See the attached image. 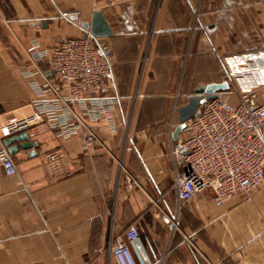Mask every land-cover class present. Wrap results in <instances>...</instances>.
<instances>
[{
  "label": "crops",
  "instance_id": "obj_1",
  "mask_svg": "<svg viewBox=\"0 0 264 264\" xmlns=\"http://www.w3.org/2000/svg\"><path fill=\"white\" fill-rule=\"evenodd\" d=\"M97 9L112 29L103 38L114 128L85 119L98 137L89 147L82 133L3 136L33 113V84L50 76L30 47L80 36ZM263 48L264 0H0V148L16 167L0 170V264H116L110 243L130 224L151 264H264V186L221 205L206 190L178 207L170 155L177 107L199 85L226 81L222 56ZM54 150L63 167L53 172L45 155ZM164 217H176L177 229Z\"/></svg>",
  "mask_w": 264,
  "mask_h": 264
},
{
  "label": "built area",
  "instance_id": "obj_2",
  "mask_svg": "<svg viewBox=\"0 0 264 264\" xmlns=\"http://www.w3.org/2000/svg\"><path fill=\"white\" fill-rule=\"evenodd\" d=\"M203 28L210 35L217 27L206 24ZM29 52L34 63H47L50 76L41 85L33 84L37 96L33 113L12 120L1 134L6 136L18 128L30 132L50 129L61 139L82 133L84 147L95 145L98 137L85 119L114 128L111 46L84 29L80 36L60 38L49 48L35 42ZM221 61L224 77L235 87L239 100L234 103L217 94L205 101L200 113L185 122L173 141L170 155L178 207L206 190L221 205L233 195H246L264 186V100L260 99L264 48L222 56ZM45 163L53 172L63 167L60 152H48ZM0 170L5 175L16 173L11 155L2 148ZM164 221L170 229H177L176 217H164ZM109 253L116 264H151L136 224L110 243Z\"/></svg>",
  "mask_w": 264,
  "mask_h": 264
},
{
  "label": "water",
  "instance_id": "obj_3",
  "mask_svg": "<svg viewBox=\"0 0 264 264\" xmlns=\"http://www.w3.org/2000/svg\"><path fill=\"white\" fill-rule=\"evenodd\" d=\"M84 29L89 30V32L95 37H109L112 35V29L110 25L104 18L101 10L98 9L93 11L90 21L84 24ZM227 88V81H223L220 83H211L208 85H199L195 89L194 94L188 97L187 102L183 105H180L176 109L177 124L172 131L173 139L176 140L178 138L187 120L200 113V105L202 103L215 98L219 90H226ZM23 137L24 139H26V134ZM15 139L16 137H8L4 139V144L8 147L7 150L10 153H14L16 151V147L10 146L11 142ZM21 146L24 148H29L32 147V143L26 141L24 143H21Z\"/></svg>",
  "mask_w": 264,
  "mask_h": 264
},
{
  "label": "rangeland",
  "instance_id": "obj_4",
  "mask_svg": "<svg viewBox=\"0 0 264 264\" xmlns=\"http://www.w3.org/2000/svg\"><path fill=\"white\" fill-rule=\"evenodd\" d=\"M227 81V80H226ZM228 82V81H227ZM222 98H227L229 101L233 102L231 98H229V95H234L237 100H239V95L237 91L235 90V87L228 82V88L226 90H221L217 92ZM235 103V102H234ZM177 124V123H175Z\"/></svg>",
  "mask_w": 264,
  "mask_h": 264
}]
</instances>
